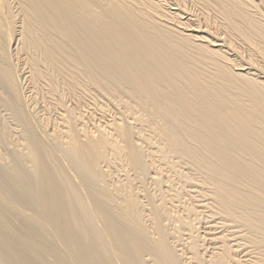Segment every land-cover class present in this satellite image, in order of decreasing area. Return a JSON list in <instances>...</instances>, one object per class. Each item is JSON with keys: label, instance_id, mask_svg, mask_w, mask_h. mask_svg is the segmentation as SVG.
<instances>
[{"label": "bare ground", "instance_id": "6f19581e", "mask_svg": "<svg viewBox=\"0 0 264 264\" xmlns=\"http://www.w3.org/2000/svg\"><path fill=\"white\" fill-rule=\"evenodd\" d=\"M0 264H264V0H0Z\"/></svg>", "mask_w": 264, "mask_h": 264}]
</instances>
